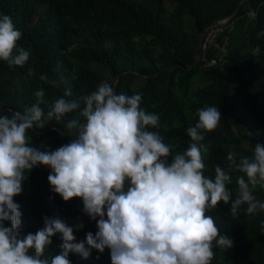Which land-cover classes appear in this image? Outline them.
<instances>
[{
  "label": "trees",
  "instance_id": "trees-1",
  "mask_svg": "<svg viewBox=\"0 0 264 264\" xmlns=\"http://www.w3.org/2000/svg\"><path fill=\"white\" fill-rule=\"evenodd\" d=\"M239 1L0 0V16H9L21 32L17 48L29 53L23 66L0 61V115L11 114L4 109L27 113L40 89L47 101L41 104L45 115L58 98L79 101L80 107L60 121H45L44 128L34 126L35 132L26 133L32 147L55 151L75 137L45 132L47 127L71 131L70 120L83 122L80 98L102 82L112 85L122 73L115 93L142 95L141 108L160 117L159 126L148 130L158 132L175 155L191 144L187 130L198 122L197 110L216 106L220 126L202 133L203 143L211 145L203 154L205 175L214 179V167L220 166L230 176L227 187L235 199L236 180L244 174L227 159L229 152L237 154L239 163L241 157L253 156L256 144L264 146V36H258L264 32V0H243L231 21L211 27L218 29L212 42L200 51L194 67L184 68L193 60L201 29L227 19ZM170 64L179 66L162 69ZM41 75L55 85L42 81ZM69 88L72 95L65 96ZM50 172L41 165L26 172L23 190L13 198L21 212V236L43 228L44 217L60 219L69 227L82 223L83 228H74V243L84 241L88 232L95 235L99 218L84 213L82 199L65 202L55 194L47 179ZM253 195L264 203V189L257 186ZM246 207L233 217L230 202H220L206 213L213 216L220 234L233 240L231 249L213 248L211 264H264V210L247 214ZM4 226L10 227V221ZM61 243V234H55L46 255H58ZM68 259L70 264H111L107 248L103 253L93 250L87 259L70 252Z\"/></svg>",
  "mask_w": 264,
  "mask_h": 264
},
{
  "label": "clouds",
  "instance_id": "clouds-1",
  "mask_svg": "<svg viewBox=\"0 0 264 264\" xmlns=\"http://www.w3.org/2000/svg\"><path fill=\"white\" fill-rule=\"evenodd\" d=\"M20 39L12 19L0 16V61L10 67L27 62L29 53L17 48ZM33 74L29 69L28 75ZM40 79L55 85L47 76ZM64 95L71 96V89ZM35 96L27 113L0 115V264H70V252L87 259L93 250L103 253L105 248L111 264H211L213 248L231 249L233 240L220 234L206 213L220 202H230L233 217L244 205L247 214L264 210L253 195L257 186L264 189V146L256 144L253 156L241 157L239 163L237 154L229 152L227 159L244 174L236 180L235 199L227 187L230 176L220 166L214 167V179L205 175L203 154L211 145L203 143L202 133L220 126L216 106L197 110L198 122L187 130L190 146L173 155L172 146L148 130L159 126L160 117L141 108L142 95L116 94L111 84L102 82L80 98L83 122L72 119L67 124L75 138L55 151H41L30 145L28 130L60 121L80 103L58 98L45 115L44 90ZM37 165L51 169L48 183L63 201L80 198L84 213L99 218L95 235L88 232L84 241L74 243V228H83L82 223L69 227L44 217L43 228L21 236V212L13 198L23 190L25 173ZM6 221L10 227L4 226ZM57 233L60 253L49 257L46 251Z\"/></svg>",
  "mask_w": 264,
  "mask_h": 264
},
{
  "label": "water",
  "instance_id": "water-1",
  "mask_svg": "<svg viewBox=\"0 0 264 264\" xmlns=\"http://www.w3.org/2000/svg\"><path fill=\"white\" fill-rule=\"evenodd\" d=\"M242 2H243V0H241V1H239V2L237 3V5H236L235 9L233 10V12L231 13V15H230L227 19H225L224 21H213V22H210V23H208L207 25H205V26L201 29V31H200V33H199V35H198V38H197V43H196V48H195V53H194L193 60H192L191 64H190L187 68H184L185 70H189V69H191V68L194 67V66L198 63V61H199V55H200V51H201L202 37H203L204 31H205L207 28H209V27H213V26H223V25L227 24L229 21H231V20L233 19V17L236 15V13L238 12V9H239L240 5L242 4ZM173 66H179V65H178V64H170V65H166V66H164L162 69H166V68L173 67ZM162 69H159V70L156 72V74H153L151 77H153V76L157 75L158 73H160ZM121 74H122V73H119V74L116 75L115 78L113 79L112 86H113V88H114V91H115L116 81H117L118 77L121 76ZM5 110L10 111L11 113L14 112V111L11 110V109H4L3 111H5ZM1 113H2V111H0V114H1ZM48 130H55V131L59 132V133L62 134V135H66V134H67V135H71V134H70V131H61L60 129H58V128L52 126V125L48 126L45 132H47ZM32 131H34V130L32 129ZM34 132H35V131H34ZM45 132H44V133H45Z\"/></svg>",
  "mask_w": 264,
  "mask_h": 264
},
{
  "label": "built area",
  "instance_id": "built-area-1",
  "mask_svg": "<svg viewBox=\"0 0 264 264\" xmlns=\"http://www.w3.org/2000/svg\"><path fill=\"white\" fill-rule=\"evenodd\" d=\"M217 31H218L217 28L213 29L211 27H209L205 30V32H204L205 34H203L204 37H203V41L201 44V51H204L206 49L207 45L212 42L213 37L215 36Z\"/></svg>",
  "mask_w": 264,
  "mask_h": 264
}]
</instances>
